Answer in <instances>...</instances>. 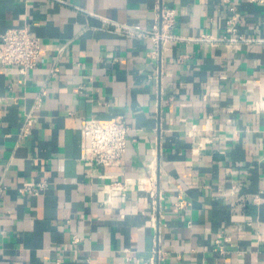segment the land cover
Segmentation results:
<instances>
[{"label":"crops","instance_id":"1","mask_svg":"<svg viewBox=\"0 0 264 264\" xmlns=\"http://www.w3.org/2000/svg\"><path fill=\"white\" fill-rule=\"evenodd\" d=\"M23 25L43 53L25 74L0 64V264H145L153 223L163 264H264V0H0V35ZM121 115L120 165L82 164L83 120Z\"/></svg>","mask_w":264,"mask_h":264},{"label":"built area","instance_id":"2","mask_svg":"<svg viewBox=\"0 0 264 264\" xmlns=\"http://www.w3.org/2000/svg\"><path fill=\"white\" fill-rule=\"evenodd\" d=\"M230 17L227 19V33L233 36L238 33V22L240 20V13L235 6H231ZM159 21L152 27L151 38L155 45L159 42H165L168 38V31L173 26L176 10L162 6L159 11ZM118 30L125 26L118 25ZM129 33V31H127ZM141 36H147V32H138ZM150 33V32H149ZM242 38V37H240ZM43 53V46L41 40L31 33L28 25L13 27L7 29L0 35V64L4 66H11L18 70L19 73L25 74L29 70L38 67L40 58ZM52 71H57V68H52ZM259 108L264 109V98L259 100ZM32 125V114L30 112L25 114L24 124L20 128L19 136L23 137L28 134ZM129 125L124 115L100 119L89 117L83 120L81 128V143H80V157L79 160L86 166L112 167L119 166L123 155L127 148ZM118 175H110L106 177H117ZM139 184L147 185L148 192L151 197L155 196L156 183L153 176L149 178L138 179ZM48 188V182L45 180L38 182H26L19 187L20 192H26L30 195L42 194ZM108 191H119L125 195L127 191L126 180H113L104 185ZM2 195V188L0 187V197ZM185 202L183 199L175 202L177 209L183 208ZM155 230L153 236V247L151 255L145 264H163L165 260V251L161 248L159 227L153 223ZM217 245L214 252L224 253L225 250L217 240ZM55 264H61V260H55ZM210 264V263H204Z\"/></svg>","mask_w":264,"mask_h":264}]
</instances>
